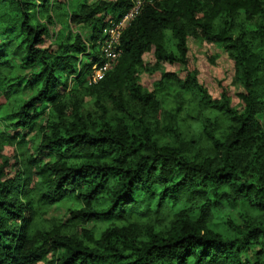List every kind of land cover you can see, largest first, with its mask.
Wrapping results in <instances>:
<instances>
[{
  "label": "trees",
  "instance_id": "1",
  "mask_svg": "<svg viewBox=\"0 0 264 264\" xmlns=\"http://www.w3.org/2000/svg\"><path fill=\"white\" fill-rule=\"evenodd\" d=\"M129 6L0 0V264H264V0L145 3L88 84ZM188 38L232 61L240 111L197 82Z\"/></svg>",
  "mask_w": 264,
  "mask_h": 264
},
{
  "label": "rangeland",
  "instance_id": "2",
  "mask_svg": "<svg viewBox=\"0 0 264 264\" xmlns=\"http://www.w3.org/2000/svg\"><path fill=\"white\" fill-rule=\"evenodd\" d=\"M87 1L88 3H92L94 0ZM67 2H71V0H67ZM58 30H60V26L58 24L50 27V32L52 34ZM82 34L85 36V34H87V30H83ZM50 43L51 41L49 39L45 40L44 46H48ZM186 45L187 57L192 61L197 72V82L206 89L208 95L212 99L218 98V84L220 83L221 85H224L228 90L231 107L236 111H240V106L236 97L237 93L240 91V87L233 81V64L227 57L226 53L215 44L204 43L190 38L187 39ZM142 60L146 66L156 65L157 68L163 72L178 73L180 69L178 65H169L167 63L156 64L151 51L144 54ZM154 81V75L145 71L139 74L138 82L140 86L147 91H151ZM40 158L45 161L48 159V156L42 154L40 155ZM69 206L68 202H63L53 206L48 210L46 217H56L61 221H65L67 219V210ZM224 214L227 215L231 213L229 211H224ZM87 228L91 229L92 225L89 224ZM46 260H49V255H47ZM38 264H45V262H40Z\"/></svg>",
  "mask_w": 264,
  "mask_h": 264
},
{
  "label": "built area",
  "instance_id": "3",
  "mask_svg": "<svg viewBox=\"0 0 264 264\" xmlns=\"http://www.w3.org/2000/svg\"><path fill=\"white\" fill-rule=\"evenodd\" d=\"M152 1L153 0H130L128 9L118 19L108 21L103 27L101 32L102 39L99 43L101 63L91 71L87 80L88 84L96 83L111 69L112 64L120 54L118 44L121 32L126 28L128 23L138 15L143 5Z\"/></svg>",
  "mask_w": 264,
  "mask_h": 264
}]
</instances>
